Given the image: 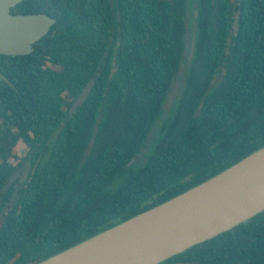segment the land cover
<instances>
[{
    "label": "trees",
    "instance_id": "1",
    "mask_svg": "<svg viewBox=\"0 0 264 264\" xmlns=\"http://www.w3.org/2000/svg\"><path fill=\"white\" fill-rule=\"evenodd\" d=\"M198 5L183 96L134 171L183 59L187 0H24L12 9L57 23L33 53L0 55V264H36L264 147V0ZM22 144L29 177L11 182ZM160 264H264V211Z\"/></svg>",
    "mask_w": 264,
    "mask_h": 264
},
{
    "label": "water",
    "instance_id": "2",
    "mask_svg": "<svg viewBox=\"0 0 264 264\" xmlns=\"http://www.w3.org/2000/svg\"><path fill=\"white\" fill-rule=\"evenodd\" d=\"M24 0H0V55L34 52L57 19L13 14ZM99 74L75 105L92 92ZM29 161L11 182L29 177ZM264 211V147L187 191L36 264H160Z\"/></svg>",
    "mask_w": 264,
    "mask_h": 264
},
{
    "label": "rangeland",
    "instance_id": "3",
    "mask_svg": "<svg viewBox=\"0 0 264 264\" xmlns=\"http://www.w3.org/2000/svg\"><path fill=\"white\" fill-rule=\"evenodd\" d=\"M198 18H199V5L198 0H187V8L184 16V21L186 24V34H185V49L183 54V59L181 64L173 78L169 92L167 94L166 100L163 104L160 114L156 120L152 123L150 129L148 130L147 136L140 150L136 154L133 162L128 166V170H136L137 168L143 166L149 156L152 154L155 142L158 138L162 126L173 117L179 106L180 100L183 96L184 89L186 87L187 79L191 71L197 43L198 35ZM221 80L218 76L213 82V88H216ZM92 143L88 146V151L90 150ZM27 148L22 144L18 157L21 159L15 160V164H22L23 159L27 154ZM123 178V177H122ZM122 178L115 179L110 184V189H115L121 183ZM5 217L0 214V225L5 221Z\"/></svg>",
    "mask_w": 264,
    "mask_h": 264
},
{
    "label": "flooded vegetation",
    "instance_id": "4",
    "mask_svg": "<svg viewBox=\"0 0 264 264\" xmlns=\"http://www.w3.org/2000/svg\"><path fill=\"white\" fill-rule=\"evenodd\" d=\"M39 42V41H38ZM36 44V43H35ZM75 110L73 109V110H71L70 112H69V115H71V114H73V112H74ZM65 120H67V119H69L68 117L66 118H64ZM52 135H54V136H56L57 135V133H55V134H52ZM25 161H28V159L27 158H25L24 160H23V163L22 164H20L19 166H18V169L16 170V171H18L20 168H21V166L25 163ZM20 181H22L21 179H19Z\"/></svg>",
    "mask_w": 264,
    "mask_h": 264
}]
</instances>
